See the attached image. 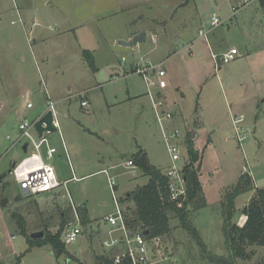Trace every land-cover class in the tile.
Here are the masks:
<instances>
[{
  "label": "rangeland",
  "instance_id": "obj_1",
  "mask_svg": "<svg viewBox=\"0 0 264 264\" xmlns=\"http://www.w3.org/2000/svg\"><path fill=\"white\" fill-rule=\"evenodd\" d=\"M252 7L233 15L230 0H0V176L7 174L0 182V188L5 186L0 191V264H93L96 252L107 253L104 243L101 250L93 247L104 238L110 241L109 232L103 233V216L115 213L114 195L123 199L122 209L130 214L134 203L127 200L128 193L149 181L126 161L143 150L157 169L164 172L172 165L147 85L132 70L149 61L163 62L167 71L168 87L162 96L176 117L172 126L181 130L183 155L185 135L197 132L194 145L201 155L200 180L208 205L195 213L194 223L212 253L227 254L221 213L224 189L243 171L264 188V107L259 115L250 110L254 93L264 97V51L256 52L264 42V16ZM214 14L226 19L220 26L226 40L221 46L242 47L245 31L250 57L218 66L206 38L194 46L189 43ZM83 21L88 23L79 25ZM143 30L148 32L144 41L119 44V36ZM86 49L94 54V68L84 55ZM194 73L199 76L196 82L190 80ZM209 98L218 113V120L209 117L210 126H220L215 133L195 124ZM49 99L56 103L58 129L45 136L57 152L48 157L44 144L42 156L63 181L56 193L26 194L9 172L26 155L24 140L15 144L21 136L19 124L24 118L35 120ZM83 99L87 106H82ZM235 113L244 114V120L236 123ZM187 156L176 162L178 167ZM109 177L115 178V189ZM251 196L252 192L238 196L237 209ZM82 205L90 221L80 222L82 233L66 242L67 226L75 222L74 208L79 211ZM245 219L240 216L238 223ZM44 229L61 230L75 258L56 257L49 244L31 247L28 236ZM160 243H149L150 264H217L202 256L177 219ZM250 249L254 255L238 263L264 264V246Z\"/></svg>",
  "mask_w": 264,
  "mask_h": 264
},
{
  "label": "trees",
  "instance_id": "obj_2",
  "mask_svg": "<svg viewBox=\"0 0 264 264\" xmlns=\"http://www.w3.org/2000/svg\"><path fill=\"white\" fill-rule=\"evenodd\" d=\"M83 52L94 68L95 62L92 52L87 49ZM186 138L184 147L188 156L185 158L183 166L186 194L178 199L171 198L170 178L150 163L146 152L139 150L133 154L130 160L149 176V181L128 193L127 200L134 203V210L130 214L124 213L125 222L131 233H144L145 237L151 240L153 238L161 239L170 234L172 220L177 219L179 226L198 243L202 250V256L207 257L211 263L239 264V259H249L254 255V251L250 247L264 246V188L255 185L249 172H242L234 185L224 189L221 213L227 254L212 253L202 236L201 230L194 223L195 213L206 208L208 203L200 180V152L195 148L192 136L187 134ZM6 175L0 176V182ZM4 189L5 186L1 187L0 191ZM248 192H252L250 200L238 210L236 207L237 197ZM119 200L123 203V199ZM3 203L5 204V201ZM78 213L82 224L89 223L90 218L86 206H80ZM240 216L246 217L242 225L238 223ZM21 224L25 232V224L22 222ZM44 231L45 234L42 238L33 239L30 235L28 236L31 247L49 244L56 257L67 255L68 258H75L73 254L68 252L66 243L61 237V230L55 233L47 229ZM147 231L148 233H146ZM113 251L109 250L106 254L97 255L93 264H132L129 257H124L119 263H116L117 253L115 254ZM18 261H20L19 258Z\"/></svg>",
  "mask_w": 264,
  "mask_h": 264
},
{
  "label": "built area",
  "instance_id": "obj_3",
  "mask_svg": "<svg viewBox=\"0 0 264 264\" xmlns=\"http://www.w3.org/2000/svg\"><path fill=\"white\" fill-rule=\"evenodd\" d=\"M232 2L233 15L240 10H243L252 5H260L263 9L264 16V0H230ZM226 22L215 14L210 18V27L199 30L200 37H207L209 32L215 27L223 25ZM238 49L231 48L228 51L222 53L220 56L214 54V59L217 63H229L237 58ZM134 72L139 73L143 76L144 81L147 85L150 98L153 102L155 109L156 120L158 121L168 151L171 155L172 165L164 171V173L170 178V193L172 199H178L186 194V184L183 174V166L180 168L176 162L181 159L184 155L181 152L183 147L182 133L178 127H173L172 122L175 115L172 111L168 110L167 102L163 99L162 95H158L155 91V87L160 90L168 87V81L165 78L167 71L163 66V62L155 63L149 62L145 65L137 67ZM154 88V89H153ZM158 100H156V98ZM82 106H87L88 101L82 100ZM56 103L52 100L47 101V108L41 114L43 115L48 110H52L54 115V122L58 126V121L55 115ZM28 108L33 107L32 102H27ZM40 115V116H41ZM39 116V117H40ZM37 117L32 122H29L24 118L20 124L19 129L21 136L15 141V144L24 140L22 144H28L26 155L20 160L16 161L15 167L12 169L11 174L19 186V188L26 194H40V193H51L56 191L62 183L59 181L56 172L52 165L45 162L42 156V147L46 144V153L48 157H53L57 149L48 144V139L45 136L39 137L38 132L35 128V122L39 118ZM126 165L134 166L132 160L126 161ZM109 184L112 189L116 188L115 178L109 177ZM116 205V211L113 214H109L105 217V221L109 223L113 228L109 231V239L104 241V245L107 247H114L119 244L125 245V250L119 253L115 257V262L119 263L124 257H129L132 264H150V242H154L155 245L160 246V238H153L148 240L144 233L137 232L135 234L129 231V228L125 222V211L122 209V203L120 198L114 195L113 197ZM75 222L70 223L67 226L65 232L66 242L75 241L77 237L82 233L80 226L81 218L74 208ZM115 231H122L121 235H114Z\"/></svg>",
  "mask_w": 264,
  "mask_h": 264
},
{
  "label": "crops",
  "instance_id": "obj_4",
  "mask_svg": "<svg viewBox=\"0 0 264 264\" xmlns=\"http://www.w3.org/2000/svg\"><path fill=\"white\" fill-rule=\"evenodd\" d=\"M253 7L251 8L252 9V11H256L257 13H259V12H261L262 13V16H263V9H262V7L260 6V5H252ZM250 7V6H249ZM248 8V7H247ZM247 8H245V10L247 9ZM86 12H87V10H86ZM243 12V11H242ZM264 18V17H263ZM83 23H88V21H83V22H81V23H79V25H82ZM221 26V25H220ZM220 26H217V27H215L213 30H211L210 32H209V34H208V36L207 37H200L199 36V30L200 29H206V28H209L210 27V21H209V19L207 18L206 20H205V23L204 22H202L201 23V25L198 27V37L196 36V37H194V39H192L189 43H192V46H194V44L193 43H195V42H197V40L199 39V38H206V42H207V45H208V48H209V52L212 54V58L214 59V54H216V55H218V56H220L222 53H224V52H226V51H228L229 49H231V48H237L238 49V55H237V58L236 59H234L235 60V62H234V65L236 64V62H238V61H240V60H243V59H245V58H247V57H250L251 56V53H249V52H247V43H248V38H247V36H245L244 35V32L245 31H242V39H241V41H239L240 43H242V47H237L236 45H232L231 47H223V46H221L222 44V42H224V41H226L225 40V33L223 32V33H221L223 30L220 28ZM77 26H74L73 28H71V30L72 29H75ZM152 31H150V33H151V36H152V39L154 40V41H157V39H158V37H157V34L155 33V31L153 30V29H151ZM144 32H145V35H146V37H147V30H143ZM246 33V32H245ZM137 34H139V32L137 31V32H133V33H128L127 35H125V34H123L122 36H119V37H121L120 39H121V41L122 40H125V41H131L132 39H133V37L134 36H136ZM218 35H222V36H218ZM246 35H247V33H246ZM144 41V40H143ZM120 45H122L121 43H119ZM259 46V49L256 51L257 53H262V51H264V42H261V44H259L258 45ZM213 47L216 49V51L215 50H213ZM155 50H157L156 48H154ZM195 49H196V51H200L199 50V48H198V46H196L195 47ZM91 51V50H90ZM93 54V53H92ZM191 54L192 55H194L193 56V58H196V55L195 54H193V52L191 51ZM93 56H94V54H93ZM239 59V60H238ZM195 60V59H194ZM233 60V61H234ZM236 60H238V61H236ZM149 62H152V61H149ZM153 62H155V63H160L159 61H153ZM214 62H215V65H220L221 63H217L216 61H215V59H214ZM232 62V61H231ZM230 63V62H229ZM147 64V63H146ZM141 65H145V64H136V65H134L133 67H132V70L134 71L137 67H139V66H141ZM132 71V72H133ZM196 79H199V76L197 75V77H196V74L194 73L193 75H192V77L190 78V80L191 81H197ZM255 85H252V87H256L257 85H256V83H254ZM155 91L157 92V94L160 96V95H163L164 93H163V91L162 90H160V89H158L157 87H155ZM165 95V94H164ZM50 100V99H49ZM83 100H87V99H83ZM215 102H214V100L211 98H209V99H207L206 101H205V103H203L202 104V106H201V108H200V110H201V112L199 113V116H197V119L195 120V124H196V127H198V129H200V128H204L207 132H213L214 131V133L215 132H217L218 131V129H219V125H215V126H210V124H209V119L210 118H212V119H217L218 120V113L216 112V105L214 104ZM263 107H264V97L261 95V93H254V95H253V98H252V101L250 102V110L252 111V112H255V114H257L259 111H263ZM44 112V111H43ZM41 115V114H40ZM39 115V116H40ZM258 115H259V113H258ZM38 116V117H39ZM210 117V118H209ZM234 117H235V122L236 123H238V122H242L243 120H244V114H241L240 116H238V114L237 113H235V115H234ZM175 120H176V117L174 118V120H173V122H172V125L174 124V122H175ZM200 127V128H199ZM257 127V126H256ZM250 130H252V126H250V128H249V130L246 128V131H250ZM191 134H192V138H193V142H194V144H195V140H196V135H197V132H195L194 130H192L191 131ZM187 137V134L185 135V138ZM243 138V137H242ZM241 138V139H242ZM239 141H240V139H239ZM183 143V142H182ZM209 144H210V142H209ZM208 144V145H209ZM212 147V146H211ZM243 172H245V171H243ZM252 176V175H251ZM60 182H62L63 181V179H60L59 180ZM256 186H257V184H255ZM257 187H259V188H261L260 186H257ZM59 189H61V187L60 188H58L56 191H54V192H51V193H56L57 191H59ZM87 208V207H86ZM88 211V210H87ZM109 215V214H108ZM107 215H104L103 216V221L104 222H106L105 221V217H106ZM105 225H106V228L104 229V231H103V233L105 234L106 232H107V234H108V232L111 230V225L109 224V223H105ZM199 228V227H198ZM200 229V228H199ZM201 230V229H200ZM202 231V230H201ZM204 237V236H203ZM105 239V238H104ZM104 239L103 240H100V241H98V243H97V245H95L93 248H98L99 247V249L101 248H103L102 247V244L104 243ZM204 240H205V238H204ZM206 241V240H205ZM105 246V245H104ZM98 249V250H99ZM100 249V250H101ZM109 250H114L113 252L114 253H117V252H123L124 250H125V245L124 244H119V245H116V246H114V247H112V248H109V247H107V250H106V252H108ZM96 254V256L97 255H100V254H104V252L103 251H98V252H96L95 253ZM119 253H117V255H118ZM88 263V261H85V263ZM93 263H95V262H93Z\"/></svg>",
  "mask_w": 264,
  "mask_h": 264
},
{
  "label": "water",
  "instance_id": "obj_5",
  "mask_svg": "<svg viewBox=\"0 0 264 264\" xmlns=\"http://www.w3.org/2000/svg\"><path fill=\"white\" fill-rule=\"evenodd\" d=\"M145 40V33L141 32L138 35L134 36L131 41H125L122 40L120 43L124 46H132L134 44H137L141 41ZM35 128L36 131L38 132L39 137H43L44 133L46 132H55L58 129V126L54 122V115L52 110H48L45 112L43 115H41L35 122ZM27 146L28 144L25 143L23 145V150L26 152L27 151ZM16 161L13 163L12 168L9 170L11 173L12 169L15 167ZM148 233V231L146 232ZM45 234L44 230L36 231L31 234V238L33 239H38L42 238Z\"/></svg>",
  "mask_w": 264,
  "mask_h": 264
}]
</instances>
